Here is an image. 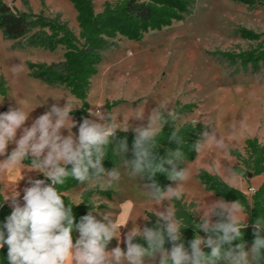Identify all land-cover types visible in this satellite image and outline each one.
Instances as JSON below:
<instances>
[{"label": "rangeland", "instance_id": "obj_1", "mask_svg": "<svg viewBox=\"0 0 264 264\" xmlns=\"http://www.w3.org/2000/svg\"><path fill=\"white\" fill-rule=\"evenodd\" d=\"M0 1L18 13H32L49 20L60 19L76 35L79 34L76 11L69 0ZM116 1L92 0V3L96 12H101L106 2ZM193 1L191 11L183 21L161 31L150 32L141 41L116 39L112 46L103 51V62L91 81L87 100L88 119L98 120L92 113L111 112L117 117V123L128 121L127 132L134 133L132 128L147 125L152 109L161 101L174 110L177 102L182 105L194 104V111L182 115L177 126L199 124L209 134L215 129L217 136H223L227 145L226 150L206 145L194 161L184 159V162H179L177 170L187 167L188 171L182 198L178 200L181 208H178L175 199L156 204L143 196L140 185L147 183L145 178L130 177L124 168L123 161L131 160L128 151L116 153L117 163L113 168L108 169L103 164L106 170L117 168L120 171L121 178L113 187L102 190L84 184L66 193L67 198L75 204L82 200L84 192L88 190L111 192L110 198L97 193L91 197V203L98 204L92 213L101 222L108 223L111 220L124 225L120 228L119 240V246L124 251L127 232L133 227H145L150 220L144 216L155 215L151 212L153 209L164 211L171 206L177 217L183 220L184 226H187L188 214L198 224L201 223L202 210L193 212L198 204L203 200L210 203L223 199L201 181V172L218 177L229 186L246 193L249 199L264 181V175L249 178L237 175L232 180L226 172V169L233 171L235 167L241 166L230 155V149L244 152L245 141L249 138H257L264 144V63L243 66L235 56L255 49L264 50V5L249 7L233 0ZM241 28L254 31L262 37L259 41L243 39L239 34ZM21 42L24 43V40ZM64 53L62 46L55 51L21 47L17 41L6 38L0 29V113L21 105L25 113L29 114L24 125L28 127L54 104L63 107L68 103L74 108L73 111H80L82 102L71 94L70 89L36 78L29 67L61 63ZM226 54L235 56L236 63H232ZM115 102L120 103L114 105ZM137 112H144L143 120L132 117ZM70 116L76 122V127L71 131L78 135L80 122L71 113ZM62 133L67 135L68 130L63 129ZM14 148V143L9 144L5 156H0V160L6 159ZM213 161L216 162L215 167L212 166ZM21 174L23 178L16 186L21 206L24 203L23 189L31 186L29 179H44L46 183H51L42 173L22 163L12 169L0 170V199L15 186ZM169 186L175 187L176 182L170 181ZM8 203L11 204V198L4 200V204ZM240 215L242 221L246 218L247 224L248 216L243 211ZM104 217H108V220ZM72 237L75 242L79 232L76 231ZM117 244L114 237L109 242L108 250ZM250 248L251 245H248L245 250ZM158 259L157 256V264ZM67 264H72L71 258Z\"/></svg>", "mask_w": 264, "mask_h": 264}, {"label": "clouds", "instance_id": "obj_2", "mask_svg": "<svg viewBox=\"0 0 264 264\" xmlns=\"http://www.w3.org/2000/svg\"><path fill=\"white\" fill-rule=\"evenodd\" d=\"M73 110L68 103L63 107L54 104L28 127L24 125L29 114L21 105L0 113V156H5L9 144H15L10 155L0 160V170L15 168L30 159L31 170L39 171L51 181L48 184L44 179H29L31 186L23 189L22 206L18 200L20 193L16 190L22 174L15 186L3 194V200L11 198L13 209L2 226L6 233L0 230V248L8 246V264H67L70 258L72 264H157V256L158 264H264V219H257L252 225L255 238L249 250H245L244 243L232 246L233 241L242 237L241 230L247 227L246 218L241 220L244 209L240 201L200 202L193 212L202 210L201 223L196 227L206 233V237L196 235L188 242V248L182 239L183 220L177 217L171 206L164 211H151L157 217L155 227H133L128 231L126 251L119 246L123 224L118 225L108 217H104L108 223L101 222L92 212L82 216L78 224L74 223L72 205H79L84 200L66 206L65 194L57 186H63L66 179L72 177L80 185L90 184L102 190L113 187L121 178L120 171L117 168L106 170L103 160L110 138L115 137L117 129L127 132L129 124L128 121L117 123V117L111 112L92 113L98 120L82 118L78 135H75L71 131L76 127L70 116ZM132 117L143 120L144 112H137ZM147 119L146 126L132 128L134 158L124 160V168L130 177L147 178L149 182L140 187L148 200L156 204L181 200L188 171L187 167L177 170V163L185 161L181 150L184 140L176 126L178 115L161 101ZM169 121L174 124L169 139L178 147L169 150L166 157L159 156L153 149L158 146L157 138ZM63 129L68 130L67 135L62 133ZM18 130H22L19 138ZM206 145L219 150L227 148L224 137L217 136L215 129L211 134L204 132L203 138L192 148L199 153ZM114 151L117 154L127 152V141L122 140ZM165 165L171 166L170 170ZM212 166H216L215 161ZM226 172L235 180L237 173L231 169ZM158 173L166 174L176 186L162 188L154 179ZM213 217L218 219L213 221ZM144 218L147 220L148 216ZM74 228L79 232L75 242L72 237ZM114 237L118 244L108 250ZM136 237L146 241L147 247L134 243ZM166 239L171 244L170 250L165 248ZM225 244L229 245L226 250L223 248ZM203 247L210 248V253H206Z\"/></svg>", "mask_w": 264, "mask_h": 264}, {"label": "trees", "instance_id": "obj_3", "mask_svg": "<svg viewBox=\"0 0 264 264\" xmlns=\"http://www.w3.org/2000/svg\"><path fill=\"white\" fill-rule=\"evenodd\" d=\"M75 11L76 21L79 27V34L76 35L68 26L60 19L49 20L36 17L32 13H18L8 4L0 1V29L6 38L18 42L21 47H37L50 51H55L60 46L65 49L64 60L58 64L52 65H30V69L36 78L42 79L47 83L54 85H64L70 89L71 94L82 102L80 111L71 112L81 123L82 118H88V97L91 90V81L98 74V67L103 62V51L112 46L113 42L118 38H125L129 41H141L145 35L154 31H161L164 28L172 26L176 22L183 21L190 13L194 4L193 0H117L114 3L106 2L101 12H96L92 0H69ZM249 7L264 5V2L258 0H233ZM239 34L243 39L249 41H259L262 37L254 31L241 28ZM24 40V43L21 41ZM236 63L235 56L240 60L243 66H258L264 63V50L255 49L241 54H226ZM120 102L113 103L114 105ZM108 106V105H107ZM196 106L194 104L182 105L176 104L175 112L178 115L176 126L179 118L187 113H192ZM180 128V135L183 137L184 144L181 150L184 152V159L194 161L198 153L192 146L202 139L206 128L199 124H185L177 126ZM174 131L173 122L169 121L162 129L161 135L157 138V147L153 149L154 153L159 156H167L169 150H176L178 145L175 141L169 139ZM111 142L106 150V157L103 164L108 168H113L117 163V155L115 149L122 140H126L128 144V152L130 159H133V142L134 133L116 132L114 138H110ZM229 153L236 158L241 166L233 169L237 175L249 178L264 175V144L260 143L257 138H249L245 141L244 152L240 150L230 149ZM23 163L30 166V159ZM179 162L177 163V167ZM69 169L71 165L68 166ZM170 170L169 165H165ZM162 188L169 186L170 180L166 174L158 173L154 178ZM201 181L207 188L214 192L216 196L223 198L226 202L240 201L243 212L248 216L247 227L243 228L242 237L232 242V246L244 243L245 249L248 245H252L254 241L252 225L257 219H264V181L255 190L249 199L246 193L239 189L229 186L221 179L207 172H201ZM146 182L149 181L145 178ZM80 185L72 177H68L63 186H57L58 190L65 194L63 197L66 206L71 202L66 193L76 186ZM105 195L110 198L111 192L91 191L84 192L79 205H72L74 223L78 224L81 217L92 212L94 206L91 203V197L95 194ZM178 208H181L177 200ZM74 204V203H73ZM12 210L4 204L3 198L0 199V230L6 223V218L11 214ZM93 214V213H92ZM149 222L147 227H155L157 217L148 214ZM187 226L182 229V239L185 247L188 248V242L195 238L196 235L206 237L201 229L197 228L198 223L193 219L192 215H187ZM218 219L215 217V220ZM78 231L73 229L72 236ZM264 234V233H262ZM147 247L146 241L140 237L133 241ZM229 245H223L226 250ZM165 248H171V244L167 241ZM206 253H210L211 249L203 247ZM8 246L4 245L0 248V264H8L7 262Z\"/></svg>", "mask_w": 264, "mask_h": 264}, {"label": "built area", "instance_id": "obj_4", "mask_svg": "<svg viewBox=\"0 0 264 264\" xmlns=\"http://www.w3.org/2000/svg\"><path fill=\"white\" fill-rule=\"evenodd\" d=\"M5 205L9 206L11 208V210H13L11 204L8 203V204H5Z\"/></svg>", "mask_w": 264, "mask_h": 264}, {"label": "water", "instance_id": "obj_5", "mask_svg": "<svg viewBox=\"0 0 264 264\" xmlns=\"http://www.w3.org/2000/svg\"><path fill=\"white\" fill-rule=\"evenodd\" d=\"M250 177H251V175H250Z\"/></svg>", "mask_w": 264, "mask_h": 264}]
</instances>
